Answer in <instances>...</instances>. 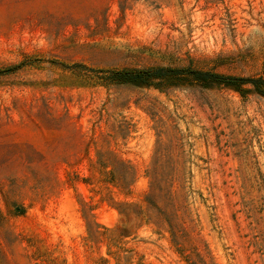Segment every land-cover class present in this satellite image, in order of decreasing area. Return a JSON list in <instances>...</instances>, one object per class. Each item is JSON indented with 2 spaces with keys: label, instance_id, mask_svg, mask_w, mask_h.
Listing matches in <instances>:
<instances>
[{
  "label": "rangeland",
  "instance_id": "obj_1",
  "mask_svg": "<svg viewBox=\"0 0 264 264\" xmlns=\"http://www.w3.org/2000/svg\"><path fill=\"white\" fill-rule=\"evenodd\" d=\"M77 64L264 78V0H0V264H264V94L105 85ZM158 148L155 169L187 177L184 250L115 204L143 201Z\"/></svg>",
  "mask_w": 264,
  "mask_h": 264
},
{
  "label": "trees",
  "instance_id": "obj_2",
  "mask_svg": "<svg viewBox=\"0 0 264 264\" xmlns=\"http://www.w3.org/2000/svg\"><path fill=\"white\" fill-rule=\"evenodd\" d=\"M73 68L88 70L99 75L98 79L105 85L129 84L163 90L178 83H187L203 87H228L242 94L249 90L245 87L246 85H252L257 91L264 94V78L262 77H240L198 68L191 64L183 67L154 65L141 68L122 67L101 70L77 64ZM159 151L158 148L154 155L153 169L147 172L149 187L143 201L141 203L116 201L115 204L120 214L127 219L128 228L140 227L144 222L153 223L159 229L165 226L166 231L171 234L173 242L179 246L180 250H184L189 239L185 226L187 222H193L188 204L187 177L184 173L157 171L156 167L170 165L172 162L170 158L163 157ZM108 155L104 162L113 167L109 181L129 194L136 178L134 167L112 152H109ZM99 227L100 225L96 221L88 220V228L92 236L98 237L102 234ZM105 234L111 244H118L121 234L117 229H106Z\"/></svg>",
  "mask_w": 264,
  "mask_h": 264
}]
</instances>
